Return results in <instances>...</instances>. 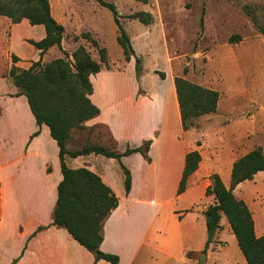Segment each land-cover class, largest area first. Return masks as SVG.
Returning <instances> with one entry per match:
<instances>
[{
  "label": "crops",
  "instance_id": "crops-1",
  "mask_svg": "<svg viewBox=\"0 0 264 264\" xmlns=\"http://www.w3.org/2000/svg\"><path fill=\"white\" fill-rule=\"evenodd\" d=\"M50 7L52 16L64 26L65 33L62 49L53 47L48 50L42 57L43 62L52 52H55L54 59H58L64 57L63 51L72 54L79 46H84L92 52L90 41L81 37L84 33H89L100 47H104L98 34V14L106 8L96 0H50ZM21 28L23 29L20 31ZM45 35L44 26H32L24 19L21 23L13 24L11 47L19 53L16 47L17 38L27 45L29 40L38 42ZM130 39L133 42L132 38ZM22 55L24 59H40V51L36 48L32 56L24 53ZM92 56L98 61L95 54ZM123 62L126 65L118 67L109 57V67H104L98 74L91 76L93 93L90 99L100 109V114L87 121L86 126L103 127L108 133L106 147L115 142V150L120 153L125 152L128 147L134 149L142 147L146 141H152L148 153L151 161L141 153L125 156L121 161L91 154L77 158L68 157L66 163L72 169L85 167L96 173L119 199L118 207L104 226V241L100 247L103 253L119 256V264H175L180 258L175 254V244H180L181 237L179 234L171 236L169 232L167 235L165 216L168 214L173 221L177 219L181 224L185 214L197 205L186 201L191 191L200 189L205 184L203 200L207 203L213 197L206 195L211 180L206 179L208 172L201 173L199 166L189 178L187 190L181 195L177 194L186 155L194 151L192 144L189 145L186 140L187 135L193 131L183 129L176 92L175 77L181 76L176 73L169 76L165 73L166 76L162 79L156 73L159 70L154 69L152 71L157 78L154 77L153 86H149L145 69L138 78L135 58L127 62L124 57ZM27 115L31 128L26 132L23 142L37 131L39 135L33 138L28 151L22 153L24 157L19 159V156H13V160H19L18 163L0 175L5 183L0 200V264H12L22 253L23 256L17 264H112L103 259L97 260L93 253L75 241L66 229L52 225L58 185L63 179L60 162L58 163L59 148L51 137L49 128L46 125L39 127L29 111ZM52 160L55 162L54 170ZM39 161L43 168L39 166ZM235 161L225 167V174L222 172L224 169L221 171L219 167L212 169V174L218 173L226 184V179H231ZM47 165L51 166L49 172ZM123 166L132 175V188L128 195L125 190L126 176ZM259 174L254 180L247 182H254ZM244 183L238 185L234 194L248 205L254 218L256 235L260 237L264 235V231L258 234L256 216L250 206V203H253L255 209L260 212V203H255L254 200L258 192L248 195L243 189ZM237 192L240 193L239 197ZM214 203L211 202V205ZM207 208L196 216L192 227L194 233L197 222L201 220L202 243L195 251L183 252V264L200 263L186 253L196 255L206 248ZM260 218V230H264V217ZM227 222V218L223 216V229L217 232L214 240L224 241V232L232 231ZM39 227L46 228L33 236ZM211 244L212 249L207 254V260L219 262L220 257L225 256V251H216L214 241Z\"/></svg>",
  "mask_w": 264,
  "mask_h": 264
},
{
  "label": "rangeland",
  "instance_id": "rangeland-1",
  "mask_svg": "<svg viewBox=\"0 0 264 264\" xmlns=\"http://www.w3.org/2000/svg\"><path fill=\"white\" fill-rule=\"evenodd\" d=\"M105 1L115 4L122 16L121 24L133 40L136 56L141 61V73L144 69L148 73L149 86H153V79L157 78L152 71L155 69L169 76L176 73L219 92L216 112L198 118L190 129L193 132L186 137L194 151L202 156L199 170L208 172L206 179L217 167L221 171L224 169L225 174L228 164L257 147L264 151V33L261 31L264 28V0H149L147 4L136 0ZM139 11L150 13L153 23L147 26L128 17ZM98 16V34L108 49L110 60L118 67L125 66L112 12L106 8ZM13 24L10 18L0 17V175L18 163L13 156L24 157L34 134L23 142L31 128L27 115L31 111L26 97L19 95L9 73L13 66L27 69L36 62L31 58L24 59L22 55L32 56L35 48L25 45L19 38L16 47L22 53L11 47ZM90 48V53L99 60V48L92 44ZM54 53L42 62L56 60ZM14 58L21 62H15ZM106 136L108 133L103 127L90 128L85 122L83 128L71 132L68 149L79 150L86 143L106 147ZM108 145V148H116L113 142ZM52 162L54 170L55 162ZM39 166L43 168L40 161ZM46 168L51 171L50 165ZM226 180L225 185L229 186L230 181ZM4 185L0 176V200ZM243 189L248 195L258 192L254 200L260 203V212L253 203L250 206L256 216L258 234L263 233L260 216L264 217V172L254 182L244 183ZM204 194L205 184L188 194L186 201L197 205L185 214L181 224L164 214L167 235L169 232L171 236L179 234L181 237L180 244H175V254L180 257L175 264H183V252L195 251L202 243L201 220L194 233L192 227L196 216L215 202L211 197L205 203ZM236 194L240 196L239 192ZM223 238L224 241L214 240V249L221 253L225 251L219 262L207 260L212 244L199 254L187 252L186 255L196 258L199 264H247L232 231L224 232Z\"/></svg>",
  "mask_w": 264,
  "mask_h": 264
},
{
  "label": "trees",
  "instance_id": "trees-1",
  "mask_svg": "<svg viewBox=\"0 0 264 264\" xmlns=\"http://www.w3.org/2000/svg\"><path fill=\"white\" fill-rule=\"evenodd\" d=\"M96 1L112 12L118 27L117 42L127 62L135 58L139 78L141 61L136 56L131 39L121 24L122 16L117 7L105 0ZM136 1L144 4L149 2ZM0 16L10 18L14 24L27 19L32 26H44L46 32L42 40L28 41L40 51V59L29 69L13 66L9 75L13 85L19 90V95L26 97L37 125L39 127L46 125L49 128L50 135L59 148L58 156L63 179L58 185L52 225L66 229L72 238L88 251H97L99 253L97 260L103 259L112 264H119V256L106 254L100 250L104 241L105 223L118 207V197L96 173L85 167L72 169L67 165L66 159L94 154L121 161L125 156L141 153L150 162L148 153L152 141H146L142 147L134 149L128 147L123 153L89 143L79 150H69L71 132L83 128L85 122L100 114V109L90 99L93 93L91 76L98 74L104 67H109L107 49L99 47L89 33H84L81 37L99 48L98 61L86 47L79 46L72 54L63 51L64 58L43 63L42 57L48 50L53 47L62 49L65 33L64 26L51 14L50 0H0ZM128 17L137 19L147 26L153 23V16L145 11L135 12ZM261 31L264 33V28ZM14 59L15 62L19 60ZM184 72L186 74L187 69ZM156 73L162 79L166 76L162 71ZM175 86L185 131L192 129L195 121L201 116L216 112L220 100L218 91L184 77H175ZM38 135L39 131L35 132L31 139ZM201 160L198 151H190L186 155L178 195L187 190L189 178L199 169ZM123 169L126 176L125 190L128 195L132 188V175L125 166ZM261 172H264V151L257 147L234 162L229 186L225 185L218 173L211 175V185L207 188L206 195L213 196L215 203L208 206L205 211L208 235L205 249L214 241L217 232L223 229L221 220L225 216L247 264H264V235L260 237L256 235L252 212L248 205L234 194L238 185L254 180ZM45 228L39 227L33 236ZM22 256L23 253L12 264H17Z\"/></svg>",
  "mask_w": 264,
  "mask_h": 264
},
{
  "label": "water",
  "instance_id": "water-1",
  "mask_svg": "<svg viewBox=\"0 0 264 264\" xmlns=\"http://www.w3.org/2000/svg\"><path fill=\"white\" fill-rule=\"evenodd\" d=\"M92 253H93V255H94L96 258L99 257V253H98L97 251H94V252H92Z\"/></svg>",
  "mask_w": 264,
  "mask_h": 264
}]
</instances>
